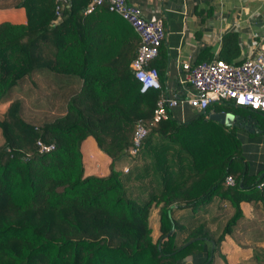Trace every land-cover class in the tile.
Instances as JSON below:
<instances>
[{"label": "trees", "instance_id": "1", "mask_svg": "<svg viewBox=\"0 0 264 264\" xmlns=\"http://www.w3.org/2000/svg\"><path fill=\"white\" fill-rule=\"evenodd\" d=\"M91 1L67 0L56 16L54 0H19L24 24L0 22V103L8 102L0 119V264H184L188 255L192 264H211L239 219L259 234L252 245L239 244L252 249L253 264H264V167L250 173L237 126L204 115L231 113L255 130L248 134L264 136V114L219 101L186 121L167 112L153 122L164 93L162 87L139 92L130 70L138 37L129 26L112 65L89 60L86 20L111 13L106 3ZM239 53L237 34L224 33L216 58L238 63ZM156 61L148 66L159 78L163 56L160 70ZM46 72L53 73L54 86L72 84L73 76L79 82L60 96L63 114L32 124L11 96L26 79ZM138 120L146 135L129 155ZM88 136L109 159L103 176L85 173L80 144ZM36 141L52 148L41 151ZM226 176L233 185L224 184ZM245 203L257 215L247 219ZM152 206L155 241L148 224ZM230 210L215 234L213 224Z\"/></svg>", "mask_w": 264, "mask_h": 264}, {"label": "crops", "instance_id": "2", "mask_svg": "<svg viewBox=\"0 0 264 264\" xmlns=\"http://www.w3.org/2000/svg\"><path fill=\"white\" fill-rule=\"evenodd\" d=\"M16 1H2L4 3L0 5V22L24 24L23 8L18 6L19 1ZM126 2L138 6L146 17H162L165 35L155 57L156 63L159 64L157 68L160 70V59L163 56L162 73L158 79L163 93L175 95L177 98L182 97V90L188 88V84L182 82L186 73L180 69L179 64L192 65L200 60H209L206 58L209 55L210 59L216 57L224 33L233 31L237 34L239 60L264 43V0H126ZM111 13L102 10L97 16L91 14L86 20L89 38L84 45L90 50L88 58L91 62L105 66L112 65L118 53L122 54L120 51L122 44L127 33L131 32L129 25L121 21L118 15ZM130 29L132 30L131 27ZM132 32L136 35L133 30ZM53 76V73L46 72L40 75L36 73L30 80L26 79L24 86L37 94L40 90L39 94L45 97L47 103L59 104L57 115H61L64 113L65 105L60 96L65 95L70 89L75 91L79 80L73 76L72 84L54 86L55 84L51 82ZM55 93L59 98L52 99ZM172 114L173 118L179 121H186L195 115L186 105L175 108ZM235 133L240 140L241 152L248 163V170L255 173L264 167V136L258 133L250 135L238 125ZM80 152L86 174L98 176L106 174L109 159L97 148L91 137L88 136L81 142ZM240 207L247 219L249 216L257 215L258 209L250 207L247 203L241 204ZM250 234L251 232L248 233V237ZM253 240L254 237L251 238V241ZM226 247L236 253L238 258L252 255L250 247L239 246L232 236L226 235L220 246L221 253L227 258L225 264H236L237 261L234 263L229 261V252L224 250Z\"/></svg>", "mask_w": 264, "mask_h": 264}, {"label": "built area", "instance_id": "3", "mask_svg": "<svg viewBox=\"0 0 264 264\" xmlns=\"http://www.w3.org/2000/svg\"><path fill=\"white\" fill-rule=\"evenodd\" d=\"M54 3V14L58 16L67 0H54ZM91 3H106L108 11L118 15L136 33L138 46L130 61V70L132 77L139 84V92L160 89L157 71L148 66V63L156 57L158 46L164 39L162 17H146L138 6L126 0H92ZM91 9L90 4L85 12ZM179 67L186 73L182 82L187 83L188 88L182 90L180 98L165 93L160 96L152 111L153 122L165 119L167 112L173 117V110L184 105L195 114H204L209 104L219 101H231L235 106L248 107L264 114V43L251 50L238 63H228L214 57L192 65L180 63ZM145 135L146 127L139 120L136 121L131 147L127 150L129 155L136 153ZM36 145L41 151H49L52 148L51 144L40 141H36ZM123 170L125 171L126 167H123ZM233 183L231 176L225 177V185L230 186ZM262 183L264 184V180Z\"/></svg>", "mask_w": 264, "mask_h": 264}, {"label": "rangeland", "instance_id": "4", "mask_svg": "<svg viewBox=\"0 0 264 264\" xmlns=\"http://www.w3.org/2000/svg\"><path fill=\"white\" fill-rule=\"evenodd\" d=\"M4 0H0V5H2L4 2H2ZM19 0H17L16 2H18ZM13 2V1H12ZM49 73V72H48ZM36 93V94H35ZM40 92H31L30 89H27L24 84H22L21 86L17 87L14 92L12 93L11 99H18L20 101V106H21V116L23 117V119L29 123L32 124H37L40 123L44 120H50L51 118H53L54 116H57L58 111H57V107L59 106V104H55L54 102L52 104L47 103V100L45 99V97L41 96L39 94ZM8 102L5 103H0V119L2 118V114L3 111L6 108ZM52 110V111H50ZM2 143V139L0 136V145ZM251 207V206H250ZM232 213V211L230 210L229 213H227L228 215L224 214V216L221 218V221H217L215 224H213V227L215 230V234H218L221 231V228L225 222V219H227V217H229ZM230 214V215H229ZM148 224L150 227V234H151V238L153 241H155V239L158 236V232H157V210L156 207L152 206L149 210V215H148ZM254 224V223H253ZM235 231H233V238L234 241L237 242V244L240 246V242L242 243H247L252 245L254 243L255 239L259 240V234L258 232L253 236V232H254V226H250L248 224V222L239 219L236 227H235ZM263 229V228H262ZM251 232V234L248 237V233ZM254 237V240L251 241V238ZM208 245L206 244V247ZM225 251L229 252L228 253V259L230 262L234 263V261H236V264H253V262L250 261V257H239L236 253H234L231 249H229L228 247H226V249H224ZM221 251V249H220ZM231 251V252H230ZM224 253V252H223ZM201 259L204 258L205 254L202 253L201 255ZM212 262L211 264H225L227 261V258H225V256L223 254L220 253H216L212 256ZM225 261V262H224ZM184 264H192L191 260H190V255L186 256L183 260Z\"/></svg>", "mask_w": 264, "mask_h": 264}, {"label": "water", "instance_id": "5", "mask_svg": "<svg viewBox=\"0 0 264 264\" xmlns=\"http://www.w3.org/2000/svg\"><path fill=\"white\" fill-rule=\"evenodd\" d=\"M206 118L214 121L216 123L225 125V126H239L245 129L246 131H251L252 129L247 126V123L239 124L238 117L228 112H207L205 114ZM171 231V230H170Z\"/></svg>", "mask_w": 264, "mask_h": 264}, {"label": "flooded vegetation", "instance_id": "6", "mask_svg": "<svg viewBox=\"0 0 264 264\" xmlns=\"http://www.w3.org/2000/svg\"><path fill=\"white\" fill-rule=\"evenodd\" d=\"M244 123H247V122H244ZM243 124V123H242ZM247 126L249 127V128H251L248 124H247ZM252 129V128H251Z\"/></svg>", "mask_w": 264, "mask_h": 264}]
</instances>
